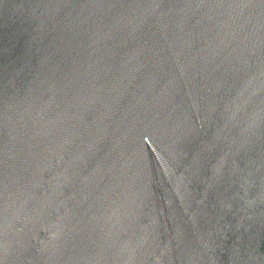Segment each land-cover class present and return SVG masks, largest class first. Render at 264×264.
<instances>
[{"label":"water","instance_id":"95a60500","mask_svg":"<svg viewBox=\"0 0 264 264\" xmlns=\"http://www.w3.org/2000/svg\"><path fill=\"white\" fill-rule=\"evenodd\" d=\"M0 264H264V0H0Z\"/></svg>","mask_w":264,"mask_h":264}]
</instances>
